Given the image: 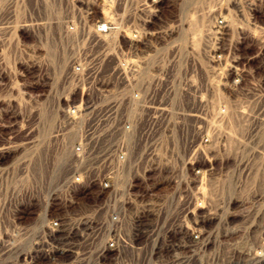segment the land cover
<instances>
[{
    "label": "built area",
    "instance_id": "built-area-1",
    "mask_svg": "<svg viewBox=\"0 0 264 264\" xmlns=\"http://www.w3.org/2000/svg\"><path fill=\"white\" fill-rule=\"evenodd\" d=\"M49 1L4 3L61 30L65 66L45 49L60 110L49 139L70 159L43 197H0V264H141L147 219L190 203L208 161L211 75L248 105L264 90V4L217 0L193 50L178 43L172 0Z\"/></svg>",
    "mask_w": 264,
    "mask_h": 264
},
{
    "label": "rangeland",
    "instance_id": "rangeland-1",
    "mask_svg": "<svg viewBox=\"0 0 264 264\" xmlns=\"http://www.w3.org/2000/svg\"><path fill=\"white\" fill-rule=\"evenodd\" d=\"M44 1L47 10L51 3ZM238 1L244 5L250 0ZM258 1L264 4L250 2ZM167 2L176 7L180 25L173 26L180 47L195 50L201 43L198 36L210 33L208 26L204 28L206 19L218 16L213 7L217 0ZM19 3L24 8L27 0ZM9 7L0 0V197L19 192L39 199L41 187L64 177L70 159L49 139L60 110L52 97L58 75L47 66L45 49L58 70L65 57L56 54L60 29L44 27L42 10ZM220 29L225 28L216 25L213 31ZM217 80L211 75L206 92L208 161L202 172H193L192 200L164 202L160 213L147 219L141 264H264V120L259 118L264 114L257 115L264 111V90L248 105L239 101L243 93L221 90ZM28 198L23 200L29 203ZM192 228L202 231L198 245L188 235Z\"/></svg>",
    "mask_w": 264,
    "mask_h": 264
},
{
    "label": "bare ground",
    "instance_id": "bare-ground-1",
    "mask_svg": "<svg viewBox=\"0 0 264 264\" xmlns=\"http://www.w3.org/2000/svg\"><path fill=\"white\" fill-rule=\"evenodd\" d=\"M238 1V0H237ZM238 2H240V1H238ZM65 64H66V58H65V63H64V66H65ZM63 66V67H64ZM56 92V91H55ZM57 105V104H56ZM58 107V106H57ZM65 149V148H64ZM67 152V151H66ZM21 200H23L22 198H20ZM33 200V199H32ZM20 201V200H19ZM23 203L24 204H28V203H26V201L25 200H23ZM30 203V202H29ZM18 207H23L22 206V203L18 206ZM193 216V215H192ZM39 217H40V215H39ZM196 221V220H195ZM186 227V226H185ZM192 227V226H191ZM187 228H189V227H187ZM199 228H200V226H199ZM203 230V229H202ZM188 232V235L190 236V237H193V241H191L192 242V244L193 245H198V243H199V241H200V238H201V235H202V231L201 230H199V229H196V228H192L191 230H189V231H187ZM145 235V234H144ZM203 239V238H202ZM201 243V242H200ZM200 245V244H199ZM177 246V245H176ZM175 246V247H176ZM179 246V245H178ZM187 246V245H186ZM161 251V250H160ZM101 253H102V255H104L105 256V254H104V251L103 250H101ZM0 255H1V252H0ZM254 256H256V255H254ZM253 256V257H254ZM258 257V256H257ZM262 258H263V256H262ZM261 258V259H262ZM253 260L254 261H257V258L255 257V258H253ZM27 264V263H26Z\"/></svg>",
    "mask_w": 264,
    "mask_h": 264
}]
</instances>
